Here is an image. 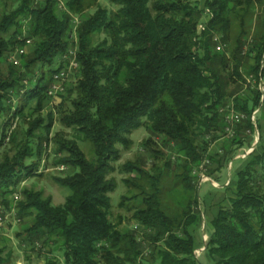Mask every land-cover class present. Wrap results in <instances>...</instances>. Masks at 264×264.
Instances as JSON below:
<instances>
[{
  "label": "trees",
  "instance_id": "16d2710c",
  "mask_svg": "<svg viewBox=\"0 0 264 264\" xmlns=\"http://www.w3.org/2000/svg\"><path fill=\"white\" fill-rule=\"evenodd\" d=\"M109 1L116 9L100 0L68 2L69 10L81 15L97 6L79 26L78 78L58 107L60 121L74 135L54 137L56 154H61L55 163L72 170L55 179L71 193L63 205H56L42 190L25 188L19 212L33 216L26 238L50 243L53 236L60 237L64 264H201L192 231L201 221L193 171L208 155L210 143L226 133L229 109L221 110L228 105L246 115L236 124L232 142L252 144L251 116L256 110L264 113V91L259 88L264 81V0H206L203 9L198 0ZM36 2L19 0L0 16V117L4 118L0 146L9 136L13 118L29 119L20 141L14 132L9 136L16 144L13 153L0 159V197L6 206L7 195L24 177L39 174L44 138L49 141L53 127V117L47 122L41 112L57 59L69 49L70 15L65 11L59 16L58 0ZM206 9L213 16L201 19ZM235 20L239 32L232 39ZM202 21L206 28L198 33ZM25 24L36 48L23 56L20 66L11 62L4 66L8 54L26 44L21 39ZM95 33L105 36L94 42ZM216 34L223 50L216 49ZM35 67L41 72L25 83ZM245 75H253L255 87L242 94L228 92L230 84L245 82ZM14 93L23 97L15 109ZM34 100L36 105L28 108ZM256 125L259 130L258 121ZM143 126L167 146L176 147L183 171L176 183L182 188L175 207L164 202L160 175L148 176L149 189L142 188L134 197L139 203L132 218L144 225V241L135 230L120 229L121 221L111 220L110 192L116 183L109 178L112 163L119 159V145L127 146L131 133ZM259 133L257 147L240 160L244 165L231 179L235 189L230 205L220 206L210 221L205 251L214 264H264V135ZM80 140L91 143L94 160L82 151ZM152 143L157 141L145 142ZM152 151L154 157L162 153ZM232 151L219 159L218 169L234 159ZM132 168L137 167L126 165ZM145 244L150 247L147 255ZM4 253L0 245V264L7 262Z\"/></svg>",
  "mask_w": 264,
  "mask_h": 264
},
{
  "label": "rangeland",
  "instance_id": "374dc122",
  "mask_svg": "<svg viewBox=\"0 0 264 264\" xmlns=\"http://www.w3.org/2000/svg\"><path fill=\"white\" fill-rule=\"evenodd\" d=\"M46 0H41V2H45ZM59 1V10L58 14L61 16L62 12H67L71 17V32L69 34V49H75L76 53L79 49V26L83 20L86 19L87 16L91 15L97 9V6L94 5L91 8H86L84 14H74L72 13L68 7V2L70 0H58ZM36 2V3H39ZM199 5L203 9L205 6L206 0H198ZM19 3V0H0V16L8 9H12L16 7ZM35 3V4H36ZM100 4L109 8L116 9V7L109 0H100ZM209 9H206L203 13L201 19H209L210 15L208 13ZM239 20H235L233 24L232 31H230L231 38L234 39L239 32L238 27ZM27 23V22H26ZM256 21L253 25H256ZM27 28L28 26L25 24L23 27V37L21 39L29 38L27 36ZM105 36L104 34L95 33L93 36V41L97 42L102 40ZM32 40V46L26 47V51L20 58V66L23 60V56L31 53L36 48V42L34 39ZM223 43V42H222ZM26 45V44H25ZM24 46H18V48H23ZM225 48V46H224ZM13 50V52L15 51ZM11 54V53H10ZM66 54V53H65ZM63 54L61 57L57 59V63L55 64V70H65L67 73V78L65 80H61L62 84L65 85V89L63 93H59L57 96L51 95L48 91L49 99L45 105V108L41 112L45 117L47 122L53 117V127L51 128V132L47 135L49 141L44 138V146L46 147L43 154V159L39 166V174L30 175L24 177L22 181L19 182L16 193L19 194L20 199L14 200V193H10L7 195V201L9 205H4L2 202V198L0 197V205L5 206L6 213H9L10 216L6 219L4 224H0V245L5 248L4 256L7 257V262L5 264H64V254L62 250V239L57 236H53L50 243H46L45 240H31L27 239V227L31 226L33 223V216L22 214L19 212V203L23 199V190L25 188L33 189V190H42L44 193V197L50 196L53 200V203L56 205H60L65 202L66 197L71 193L69 187L60 185L56 181L57 176H64L67 173H71L72 170L70 167L66 165H57L55 162L58 160V157L61 154H56V146H55V136L56 134H61L66 138H72L74 135V131L71 128L65 127L60 121V113L58 112V107L61 105L63 101V94L66 91L76 85V81L78 78V72L80 69V65L78 68H74L71 66V62L68 59H65ZM8 59L4 63V66L10 63ZM59 60V61H58ZM12 63V62H11ZM249 63H253V60L249 59ZM14 64V63H12ZM15 65V64H14ZM41 72V69L35 67L33 73H30L25 79V83H30L31 78L35 80L38 73ZM56 73V72H55ZM36 75V76H35ZM246 81L239 84H230L228 88V92H234L237 94H242L247 92L248 89H251V86L255 87V78H251V75H245ZM251 78V81H249ZM261 87H264V81H261ZM260 88V85H259ZM74 96V95H73ZM21 95H17L16 93L12 96L13 108L15 109L17 105L21 102ZM36 105V101H32L29 104L28 108L34 107ZM29 110V109H28ZM28 110H26L28 112ZM12 117L10 114L7 117ZM29 119L24 120L21 118H13L11 120V124L7 127V133L9 136L14 132L17 135L18 140L20 141L23 138V134L29 127ZM4 118L0 117V140L2 138V126H3ZM256 121L260 124L259 130L262 131L264 135V113L258 110L256 114ZM258 128V127H257ZM44 133V130H40ZM46 135V132H45ZM255 134H252V144L239 146L238 144H234L232 142L233 137H229L225 132L220 133V137L216 140H213L210 143L208 149V155L204 158H209L211 160V164L209 166V174L210 179H214V181H205L202 182V178L197 177L196 175L195 181L197 182L198 187L195 189V195L197 196L199 202V208L201 213V221L195 227L192 228V231L195 235L196 241H200L196 244L195 254L200 260L201 264H214L211 260L210 255L205 251L206 243L209 240L211 224L210 220L214 216V214L218 211L220 206H229L230 198L234 196L235 183L232 182V178L235 176V172L238 168L244 165L243 160L247 158L248 154L251 153L253 148L257 147ZM152 138L157 143H152L151 146H147L145 142ZM260 138V134H259ZM130 142L127 146L119 145V159L112 163L113 171L109 175V178H113L116 187L110 192L111 197V215L110 218L115 223H120L119 228L122 230H135L138 234L137 236L143 238L144 225L137 220L133 219V207L139 203V199L134 198L136 195H139L142 192V188L149 189L150 187V177L148 176H162L161 187L163 188V197L166 205L175 207V203L178 201L175 198L179 196L181 185H176L178 182V175H180L183 171L179 168V162L182 160L176 147L167 146L166 143L163 142V138L159 135L152 134V132L146 127H140L134 130L129 136ZM48 143V146H47ZM80 147L82 151L85 152L88 159L94 160L95 153L93 151L92 145L89 141L80 140ZM264 144V143H263ZM15 143H11L10 137L4 139L3 145L0 146V159L3 158L6 153H13ZM160 150L162 153H158L157 157H154L155 151L153 149ZM227 150H233L232 153L235 155L234 159L226 164L221 166V169H218V163H220L219 159H223L226 155ZM254 150V149H253ZM218 154V155H217ZM232 154V155H233ZM231 155V154H230ZM213 157L212 159L210 157ZM31 161V160H29ZM36 162L38 160L36 159ZM127 164L136 165L137 168L126 169ZM62 166L64 168L62 169ZM138 167L144 170L147 174H142ZM197 168V167H196ZM212 171V173H211ZM199 174V173H198ZM212 174V175H211ZM200 178V179H199ZM129 180V181H128ZM264 185V181L262 182ZM141 186V188H140ZM178 189H177V188ZM124 196L129 197L124 200ZM140 196V195H139ZM175 202V203H174ZM123 203V204H122ZM171 209V208H170ZM29 214V213H28ZM206 225V230H205ZM149 245L145 244L144 246V254L147 255L149 253ZM158 264V263H156Z\"/></svg>",
  "mask_w": 264,
  "mask_h": 264
},
{
  "label": "built area",
  "instance_id": "2783aa9c",
  "mask_svg": "<svg viewBox=\"0 0 264 264\" xmlns=\"http://www.w3.org/2000/svg\"><path fill=\"white\" fill-rule=\"evenodd\" d=\"M37 2L41 1V0H36ZM208 13L210 15L209 18H211L212 12L210 10H208ZM206 28V24L205 22H200L198 25V33L203 32ZM31 38H27L26 39V45L23 48H18L16 49L14 52H11V54H9V60L10 62L14 63L15 65L20 64V58L21 55H23L25 53V49L28 45L32 44V40H30ZM214 40L216 41V49L218 51L223 50L224 49V44L221 41V36L219 34H216L214 37ZM75 49H71L69 52H67L64 56L65 59L70 60L71 62V66H73L74 68H78L79 67V62L77 61V53L75 52ZM263 65H264V57H263ZM67 78V73L65 70H63V73L60 74L59 77H53V81L49 87V93L51 95H55L57 96L59 93H63L64 89H65V85L62 84L61 80H65ZM251 78H253V75H251ZM251 78H249V81H251ZM260 89L262 91H264V87H261L260 84ZM229 109V111L226 112V110ZM223 112L225 113V119H226V133L229 137H234L236 134V124L240 123L243 118L246 117L245 114L243 113H238L235 111L233 104L228 105L227 108H222ZM258 110H256L253 115L251 116L252 121L255 123V132H256V141H259V130L257 128L256 125V114H257ZM255 134V133H254ZM258 142H256L257 144ZM254 149V148H253ZM253 149L251 151H253ZM250 154V153H249ZM211 164V160L209 158L204 159L198 166L197 168L194 169V174L199 175L197 177L202 178V182L205 181H214V179H210V174H209V166ZM64 168V166H62V169ZM199 173V174H198ZM200 179V178H199ZM215 182V181H214ZM14 200H19L20 196L18 193H14L13 195ZM3 213L5 214V211H0V224H4V216H10L9 213H6V215H3Z\"/></svg>",
  "mask_w": 264,
  "mask_h": 264
},
{
  "label": "bare ground",
  "instance_id": "6f19581e",
  "mask_svg": "<svg viewBox=\"0 0 264 264\" xmlns=\"http://www.w3.org/2000/svg\"><path fill=\"white\" fill-rule=\"evenodd\" d=\"M63 73V69L62 70H58V71H56V73L54 74V77H59L60 76V74H62ZM9 138V136H7V139ZM0 211H6V208H5V206H2V205H0ZM9 216H4V222L6 221V219L8 218ZM6 218V219H5Z\"/></svg>",
  "mask_w": 264,
  "mask_h": 264
},
{
  "label": "crops",
  "instance_id": "0c3cea01",
  "mask_svg": "<svg viewBox=\"0 0 264 264\" xmlns=\"http://www.w3.org/2000/svg\"><path fill=\"white\" fill-rule=\"evenodd\" d=\"M30 46H32V45H28L27 47H30ZM58 61H59V60H58ZM216 213H217V212H216ZM216 213H215V214H216ZM215 214H214V216H215ZM214 216H213V217H214ZM213 217L211 218V220L213 219ZM211 220H210V221H211ZM142 225H143V224H142ZM27 228H28V227H27ZM196 239H197V238H196ZM199 242H200V241L197 240V243H199Z\"/></svg>",
  "mask_w": 264,
  "mask_h": 264
},
{
  "label": "water",
  "instance_id": "95a60500",
  "mask_svg": "<svg viewBox=\"0 0 264 264\" xmlns=\"http://www.w3.org/2000/svg\"><path fill=\"white\" fill-rule=\"evenodd\" d=\"M205 230H206V225H205ZM207 244V243H206ZM206 247H207V245H206Z\"/></svg>",
  "mask_w": 264,
  "mask_h": 264
}]
</instances>
